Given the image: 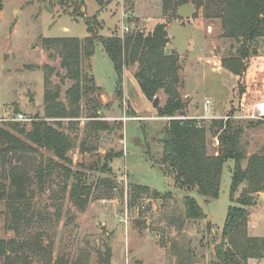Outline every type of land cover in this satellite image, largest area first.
Returning a JSON list of instances; mask_svg holds the SVG:
<instances>
[{"label": "rangeland", "instance_id": "obj_1", "mask_svg": "<svg viewBox=\"0 0 264 264\" xmlns=\"http://www.w3.org/2000/svg\"><path fill=\"white\" fill-rule=\"evenodd\" d=\"M0 3V125L18 122L26 131L30 130L32 121L44 116L43 77L47 68L53 69L50 87L59 88V100L64 104L65 93L72 85L60 68L59 57L43 48L42 38L83 39L87 36L85 18L95 17L101 25L99 35L103 37L122 35L124 26L130 28L129 33L140 31L146 34L152 30L153 24L163 20L168 24L175 18L172 10L162 12L161 0H0ZM191 9V6L184 5L180 12L187 13ZM197 11L202 17L206 16L203 7ZM207 18L193 21L204 28L200 36L191 25L180 27L171 23L167 30L171 48L176 52L184 54L190 41L195 44L190 55L178 56L181 67L178 91L185 104L184 118L195 119L203 126H209L212 120L226 121L228 118L241 122L259 121L249 116L253 106L264 99L255 98L248 84L245 100L240 102L233 95L236 79L220 65L221 60L236 53L238 44L221 36L218 18ZM257 51L264 53V41L259 42ZM89 64L95 85L100 89L101 110L97 121H103L107 130L95 132L86 127L92 122L86 118L84 100L80 103L78 118L60 120V128L72 141L68 169L72 174L76 173V178L71 176L64 180L53 173L42 190L33 182L29 198L32 221L27 229L24 227L18 232L5 228V202L0 199V240L20 244L28 235L41 234L42 245L51 252L50 264L57 259L69 264L79 255L87 264H99L98 257L107 248L111 252L110 264H179L178 247L192 252L198 264H207L231 205L232 163L227 162L223 168L219 194L214 200L206 202L196 192L175 189L158 164L162 131L169 118L156 117L151 102L141 94L133 77L136 66L123 73L120 99L116 95L117 75L100 43L95 45ZM157 97L158 107L162 106L165 95L160 92ZM205 100L210 101L209 109L203 106ZM18 114H22L25 120L16 121ZM119 124L122 128L117 127ZM241 141L246 144L248 156L264 155V124L244 128ZM110 151H122L123 155L110 162L111 173H100L103 157ZM215 151L210 144L209 153ZM107 178L114 182L110 191L100 185ZM76 179L88 191V200L81 209L70 198ZM0 183L5 182L0 179ZM129 184L161 194L170 192L173 198L154 201L142 197L131 204ZM185 196L195 199L205 214L204 220L194 222L184 218ZM247 210L248 234L252 235L249 228H261L256 234L264 238V194L255 196L254 204ZM207 222L212 225L209 234L206 232ZM183 228L192 236L188 240L176 232ZM177 238L184 243L179 244ZM27 257L28 264H45L42 258ZM0 264H3V258H0Z\"/></svg>", "mask_w": 264, "mask_h": 264}, {"label": "trees", "instance_id": "obj_2", "mask_svg": "<svg viewBox=\"0 0 264 264\" xmlns=\"http://www.w3.org/2000/svg\"><path fill=\"white\" fill-rule=\"evenodd\" d=\"M188 1L196 8L203 7L208 18H218L221 36L238 44L236 53L221 60L220 64L236 79L234 97H238L240 102L244 101L250 87L255 98L264 99V53L257 51L259 42L264 41V0H161L162 10L166 12ZM76 4L80 7L79 3ZM85 25L87 36L83 39H41L43 48L59 57L65 78L72 82L65 93L66 104L59 100V88L51 89L53 69L47 68L43 77L44 116L32 121L29 131L18 122L0 125V179L5 182L0 183V199L5 202V228L18 232L30 226L32 214L29 198L33 182L42 190L53 173L64 180L71 176L76 178V173L72 174L68 169V152L73 147L72 141L60 128V120L78 118L80 103L84 100V110L88 113L86 118L92 122L86 127L95 132L107 130L103 121H97L101 110L98 98L100 89L95 85L89 64L95 45L100 43L117 75L116 95L120 99L123 73L132 66L137 68L133 77L146 101L152 103L160 92L165 95L164 104L155 111L156 117L169 118L162 131V151L158 164L175 189L196 192L206 202L214 200L219 194L223 168L227 162L232 163L229 187L231 205L227 209L220 238L212 245L211 259L207 264L264 263V238L250 236L247 228V208L254 204L255 196L264 194V155L256 153L248 156L246 144L241 141L244 128L263 125V121L241 122L228 118L226 121L212 120L209 126H203L195 119L184 118L185 104L178 91L181 83L179 57L176 53H165L168 35L164 24L155 25L146 34L135 31L121 37L100 36L101 25L95 17L85 18ZM49 119L55 121H47ZM118 126L122 128V125ZM215 136L220 146L211 154L209 145H212ZM122 155V151L108 152L103 157L99 172L111 173L110 162ZM75 182L70 190V198L81 209L88 200V191L79 179ZM101 184L106 191H110L114 182L107 178ZM242 185L244 187L241 189ZM129 189L131 204L142 197L154 201L173 198L170 192L161 194L136 184H129ZM183 200L186 220L196 222L206 218L194 198L185 196ZM211 231L212 225L207 222L206 232L209 234ZM28 236L20 244L0 240L3 264H28L27 256L42 258L45 264L51 263L50 249L42 245L41 234ZM177 250L179 264L199 263L189 250L181 247ZM98 259L99 264H110V249L107 248ZM85 262L79 255L69 264H87ZM54 264L67 262L57 259Z\"/></svg>", "mask_w": 264, "mask_h": 264}, {"label": "crops", "instance_id": "obj_3", "mask_svg": "<svg viewBox=\"0 0 264 264\" xmlns=\"http://www.w3.org/2000/svg\"><path fill=\"white\" fill-rule=\"evenodd\" d=\"M173 2H178L179 0H172ZM184 5H189V6H191V11H188L187 13H182V12H180V10H181V8L184 6ZM161 6H162V2H161ZM202 8V7H201ZM199 10L200 8H196L195 7V5L193 4V3H191L190 1H188L187 3H184V4H180V5H178L177 7H175V8H170L168 11H170V10H172V13H174L173 15L175 16V18L173 17L172 18V20H171V22H169L168 24H166V21L165 20H163V21H159V22H157V23H155V24H153V28H154V26L155 25H157V24H165V26H166V31L168 30V27L171 25V23H176L178 26H180V27H184L185 25H191L192 26V28H193V31H195V32H200L199 34H198V36H200V35H203V30H204V28L202 27V24H198V26L195 24V23H193V21H200L203 17H206L205 15L202 17V15H201V12L199 13L197 10ZM131 11V10H130ZM129 11V12H130ZM163 12V11H162ZM164 13V12H163ZM166 13V12H165ZM170 13V12H169ZM171 14V13H170ZM132 17H134V16H132ZM208 19V18H207ZM130 25H132V22H130ZM153 28H151V29H153ZM150 29V30H151ZM208 30H210V27H208ZM123 35V34H122ZM122 35H120V36H118V37H121ZM167 35H168V32H167ZM200 44H201V42H200ZM193 45V46H192ZM188 48L184 51V54H180V53H178V52H176V50L175 49H173V48H171L172 46H171V40H170V37H169V35H168V43H167V45L165 46V53L166 54H171V53H173V52H175L180 58H182V56L183 57H187L188 55H190V53L193 51V48L195 47V44L193 43V41H190L189 43H188ZM193 56V55H192ZM190 58H191V56H190ZM99 88V87H98ZM257 228H258V226H257ZM261 230V228H259V229H251V228H249V231H251V236H254V237H259V236H257V232L258 231H260ZM177 233H181V235L180 236H184L187 240L189 239V238H191L192 236H189V235H191L190 234V232L189 231H187V230H185L184 228H183V230L181 229V231L179 232V231H176ZM253 232H255V233H253ZM178 242H179V244L181 243V244H183L184 243V241L183 240H181L180 238H177L176 239Z\"/></svg>", "mask_w": 264, "mask_h": 264}, {"label": "built area", "instance_id": "obj_4", "mask_svg": "<svg viewBox=\"0 0 264 264\" xmlns=\"http://www.w3.org/2000/svg\"><path fill=\"white\" fill-rule=\"evenodd\" d=\"M129 29L130 28L128 26H124L122 28L123 34L128 33L129 32ZM203 106H204L205 109H209L210 101L205 100ZM249 118L250 119H254V120H261V121L264 122V101L257 102L253 106V112H252V115L249 116ZM15 120L16 121H24L25 120V117L22 114H18L17 115V118ZM130 120H139V119L138 118H131ZM219 146H220V144H219L218 138H213L212 139V147L214 149H217ZM124 214H125V216H127V209H125ZM253 264H256V263H253Z\"/></svg>", "mask_w": 264, "mask_h": 264}, {"label": "water", "instance_id": "obj_5", "mask_svg": "<svg viewBox=\"0 0 264 264\" xmlns=\"http://www.w3.org/2000/svg\"><path fill=\"white\" fill-rule=\"evenodd\" d=\"M46 6H47L48 10L51 11V9L49 8V5L46 4ZM158 104H159V99H158V97H155V98L153 99L152 103H151V106H152L153 109L156 110L157 107H158Z\"/></svg>", "mask_w": 264, "mask_h": 264}]
</instances>
